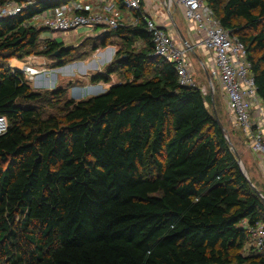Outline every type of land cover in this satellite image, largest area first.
I'll return each mask as SVG.
<instances>
[{"label":"trees","instance_id":"trees-1","mask_svg":"<svg viewBox=\"0 0 264 264\" xmlns=\"http://www.w3.org/2000/svg\"><path fill=\"white\" fill-rule=\"evenodd\" d=\"M69 1L0 21V264H264V253H243L241 226L264 225V202L209 114L211 97L154 56L142 18L97 36L121 48L91 81L127 75L102 94L36 92L9 68L33 54L70 61L54 40L38 51L41 31L27 24ZM203 1L244 45L264 108V0Z\"/></svg>","mask_w":264,"mask_h":264},{"label":"built area","instance_id":"built-area-1","mask_svg":"<svg viewBox=\"0 0 264 264\" xmlns=\"http://www.w3.org/2000/svg\"><path fill=\"white\" fill-rule=\"evenodd\" d=\"M56 1L63 0L5 1L0 4V21L21 14L40 2ZM96 1L97 5L93 8L71 3L74 1L60 3L36 14L27 24L30 27L38 26L41 32L49 30L64 35L78 29H86L99 36L119 27L133 26L142 18L151 37L154 56L174 65L181 86L196 87L203 96L209 95L211 88L214 94L216 81L225 98L233 128L243 135L249 151L264 160V108L256 94L246 49L236 37L231 36L220 26L203 0H162V4L170 17L175 7H180L183 18L193 24L199 42L197 45L200 44L199 46L210 55L209 89L196 86L188 59V48L179 45L162 24H158L142 12V0H120L124 7L123 11L118 7L116 0ZM124 12L127 13L126 16ZM137 14L140 16L137 17ZM21 73L30 77L40 74L30 65H23ZM6 130L7 121L0 117V135ZM241 226L249 235L250 247L258 254L264 253V225L258 223L250 226L242 222Z\"/></svg>","mask_w":264,"mask_h":264},{"label":"rangeland","instance_id":"rangeland-1","mask_svg":"<svg viewBox=\"0 0 264 264\" xmlns=\"http://www.w3.org/2000/svg\"><path fill=\"white\" fill-rule=\"evenodd\" d=\"M86 1V0H85ZM166 11H164V14ZM36 29H39L35 25ZM98 30L96 31V33ZM40 45L38 51L43 47V42L45 40H54L62 44V48L70 52V61L67 62L62 67H57L56 62L48 57L33 54L24 59H12L9 63V68L15 71H22L24 61L30 64L34 69L38 70L40 74L30 77L29 75H24L26 82L29 84L33 91L43 93L45 91H52L56 89H64L65 99H72L74 101L86 100L90 97L104 93L111 85L123 82L127 75L124 71L116 72L109 77V83L103 82H92L91 79L96 74H104L107 65L114 60V55L118 49L121 48L120 41L117 38H110L107 40L105 47H98L101 43L100 37L95 36V34L90 33L86 29H78L77 31L60 35L52 31H42L40 33ZM180 42V41H179ZM181 45V42H180ZM94 47L98 49L94 50ZM190 59L192 57L190 56ZM200 72V71H199ZM151 71L148 70L147 78L150 77ZM201 79L197 81L196 85L204 86L205 81L202 73L200 72ZM215 93L211 97V102L207 101L206 108L210 115L220 121L221 125L224 127L228 134L229 141L233 145L248 178L257 187V189L264 196V185L259 183L257 180L256 165L252 162L259 161L262 166H264V160L257 157L255 154L251 153L244 143L245 138L243 135L235 130L232 125L231 116L227 111L225 98L220 89V86L216 81H214ZM210 94V93H209ZM208 96V94H207ZM206 97V96H204ZM47 115L59 116L60 112L56 111H46ZM259 158V159H258ZM248 161L255 167L254 174H250V167L245 165ZM252 168V167H251ZM250 244L248 243L242 249L244 254L252 251L250 249ZM254 250V249H253ZM255 253H258L254 251Z\"/></svg>","mask_w":264,"mask_h":264},{"label":"crops","instance_id":"crops-1","mask_svg":"<svg viewBox=\"0 0 264 264\" xmlns=\"http://www.w3.org/2000/svg\"><path fill=\"white\" fill-rule=\"evenodd\" d=\"M74 2L71 3H78L81 7H95L97 5L96 0H71ZM141 10L142 12L150 19L154 20L158 24H162L167 31L174 37L176 41H178L180 45V36H183L188 44L192 46V51L188 49V59L190 61L191 65V71L192 76L199 81L201 79L202 73L205 81L204 86H198L197 87L201 89H209V81L206 76V73L208 74L211 68V62H210V55L202 46L197 45L198 40L196 33L194 31V26L192 23L187 22L183 18V12L180 7H175L173 15L170 17L167 15V13L164 14L165 8L162 4V0H142L141 2ZM125 16L127 15L126 12H124ZM180 41V42H179ZM181 46L183 44L181 43ZM190 56L192 59H190ZM23 61V60H21ZM24 65H30L27 62L24 61ZM200 71V72H199ZM209 75V74H208ZM193 78V79H194ZM194 79V82L196 84V80ZM259 105L261 106L260 102ZM259 159V158H258ZM256 166V171L254 170V166L251 164L250 161L248 163L246 162L245 165L250 167V174L253 176L254 171L256 173V178L259 181V183H262L264 185V166L260 164L258 161L252 162ZM252 167V168H251ZM254 167V168H253ZM254 171H253V170Z\"/></svg>","mask_w":264,"mask_h":264},{"label":"water","instance_id":"water-1","mask_svg":"<svg viewBox=\"0 0 264 264\" xmlns=\"http://www.w3.org/2000/svg\"><path fill=\"white\" fill-rule=\"evenodd\" d=\"M180 41L181 43L183 44L184 47L188 48L190 51H192V46L190 44H188V42L186 41V39L183 37V36H180ZM206 76L208 78V81L210 82V78L208 76V74L206 73ZM210 97L213 96V91H212V88L210 89V94H209ZM217 120V118H215ZM218 122V125H219V128L220 130L223 132L224 134V137L228 143V146L230 148V150L232 151V153L235 155L236 157V161L238 162V165H239V168H240V171L242 173V175L245 177V179L249 182V185L251 186V188L253 189L254 192H256L260 197L261 199L263 200L264 202V196L260 193V191L251 183L250 179L248 178V175L245 171V168L244 166L242 165V162L240 161L233 145L231 144V142L229 141V138H228V134L226 132V130L224 129V127L221 125V123L219 122V120H217Z\"/></svg>","mask_w":264,"mask_h":264}]
</instances>
